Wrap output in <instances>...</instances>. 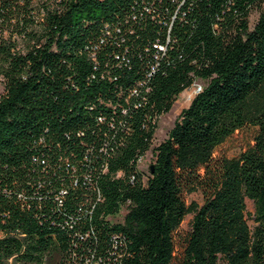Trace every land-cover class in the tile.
<instances>
[{"label":"trees","instance_id":"trees-1","mask_svg":"<svg viewBox=\"0 0 264 264\" xmlns=\"http://www.w3.org/2000/svg\"><path fill=\"white\" fill-rule=\"evenodd\" d=\"M0 81V264H264V0H0Z\"/></svg>","mask_w":264,"mask_h":264},{"label":"rangeland","instance_id":"rangeland-1","mask_svg":"<svg viewBox=\"0 0 264 264\" xmlns=\"http://www.w3.org/2000/svg\"><path fill=\"white\" fill-rule=\"evenodd\" d=\"M257 13L256 11L252 12L251 20H254ZM194 83H199L204 85L205 80L200 78H196ZM3 91V83L0 81V94ZM192 95L190 89L182 90L175 101L173 102L171 108L160 114L157 118V127L153 134L152 143L142 155L140 162H138L139 168L144 170V174H146V170L149 165L153 162L155 157L154 146L157 145L162 139H164L167 135L168 129L172 126L175 118L179 114L180 110L187 106L190 101V96ZM256 132V127L247 125L242 128L235 130L225 141H223L220 145H218L215 149L214 154L216 156L226 155V156H234L239 153L240 150L246 148L248 144L253 142V136ZM184 199L186 202H190L194 200L198 203H201L203 200V193L200 189L194 190L192 192H184ZM246 202V218L247 222L250 226L254 225V221L252 219L253 216V201L250 198L245 199ZM123 216V211H120L118 214H115L111 218L113 220H121ZM191 218V213L185 215L184 219L180 223L178 229L175 232V244L177 249H180L184 234L189 228V220ZM219 264H225L222 260L219 261Z\"/></svg>","mask_w":264,"mask_h":264},{"label":"built area","instance_id":"built-area-1","mask_svg":"<svg viewBox=\"0 0 264 264\" xmlns=\"http://www.w3.org/2000/svg\"><path fill=\"white\" fill-rule=\"evenodd\" d=\"M157 45V47H158V49L159 50H164V46L162 45V44H156ZM196 79V78H195ZM194 79V80H195ZM194 80L192 81V83L190 84V85H188L185 89H190L191 90V93H192V95L190 96V99L192 98V96L196 93V92H198L200 89H201V87L203 86V85H201V84H199V83H194ZM141 157H142V155L138 158V162H140V160H141Z\"/></svg>","mask_w":264,"mask_h":264},{"label":"water","instance_id":"water-1","mask_svg":"<svg viewBox=\"0 0 264 264\" xmlns=\"http://www.w3.org/2000/svg\"><path fill=\"white\" fill-rule=\"evenodd\" d=\"M149 168H150V170L153 169V164L152 163L149 165Z\"/></svg>","mask_w":264,"mask_h":264}]
</instances>
